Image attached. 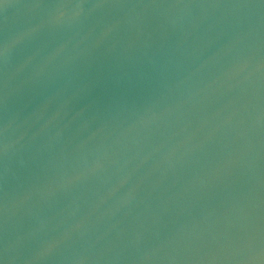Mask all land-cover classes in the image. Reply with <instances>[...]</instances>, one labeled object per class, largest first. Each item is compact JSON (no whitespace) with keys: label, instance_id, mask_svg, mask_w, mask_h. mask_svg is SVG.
Returning <instances> with one entry per match:
<instances>
[{"label":"water","instance_id":"95a60500","mask_svg":"<svg viewBox=\"0 0 264 264\" xmlns=\"http://www.w3.org/2000/svg\"><path fill=\"white\" fill-rule=\"evenodd\" d=\"M0 264H264V0H0Z\"/></svg>","mask_w":264,"mask_h":264}]
</instances>
